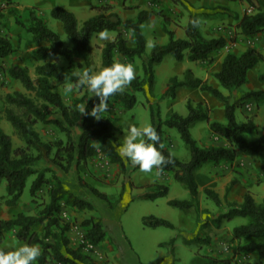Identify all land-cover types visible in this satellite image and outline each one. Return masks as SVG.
<instances>
[{
    "label": "trees",
    "instance_id": "trees-1",
    "mask_svg": "<svg viewBox=\"0 0 264 264\" xmlns=\"http://www.w3.org/2000/svg\"><path fill=\"white\" fill-rule=\"evenodd\" d=\"M245 2L246 10L241 15L233 14V19L236 20V27L243 36L255 38L264 31V0H245ZM7 5H10V0H7ZM224 8L223 10H227ZM93 9L100 13L86 19L80 27L72 12L62 7H53L50 10V17L61 23L63 34L70 41L68 47L60 36L36 15L34 9L28 10L22 20L15 8H9V14L14 16L15 23L29 35V43L35 47L34 60L44 62L34 67L35 82L26 67L11 65L6 70L7 76L17 81L26 93L14 91L5 96L4 118L9 123L14 136L22 142V146L13 147L11 136L0 126V185L5 182L6 204L14 206L20 199L27 180L33 177L30 196L35 197L45 187L48 202L36 216L19 213L14 218L0 220V231H14L19 241L38 245L41 248V255L36 264H91L92 259L82 253L80 248L92 252L106 237L102 222L89 218L81 224L85 234L80 248L70 247L67 237L70 224L61 222L60 202L77 211L91 209L92 204L89 200L67 190L60 177L48 167L40 168L39 163L45 162L66 173L73 164L78 167L96 156H101L109 164L118 165L121 172L125 173L126 170V159L120 156L118 141L114 135L115 121L103 116L102 113L100 119L80 113L81 105L90 111L94 104L99 102L98 97L89 94L86 86H75L76 71L82 66L77 60L84 61L85 70L90 69L92 65L88 49L92 36L102 31L116 32L114 39L106 42L101 49L100 70L115 63V55L126 60L142 58L141 78L131 81L130 90L117 92L108 100V103L122 105L127 110L135 105L136 92L145 91L146 86L147 93L150 94L154 83V66L161 63L165 56L170 55L177 62L186 59L191 62L212 63L211 56L219 53L226 45L223 37H204L199 31V26L192 24V20L198 18L193 14L184 29L185 37L181 39L175 37L174 31L168 28V20L165 19L161 29L167 37V42L164 45L153 44L150 55L146 57L147 40L141 27L149 19L151 12L140 10L134 18L123 19L107 4ZM128 43L132 45L129 46ZM12 50L10 40L0 34V58H5ZM47 59L52 61H45ZM61 61L63 64H60ZM258 63H264V57L254 48L249 47L240 54L228 52L223 56L220 68L213 74V78L224 90L232 93L247 82V72ZM52 81L72 84L78 93L83 90V94L66 105L61 96L53 90ZM258 81L264 83V72L258 76ZM181 88L197 89L209 94L223 104L224 113V122L212 121L209 116L210 110L205 103L188 99L185 103L186 116L171 112L165 119L157 115L155 121L153 110L149 108L150 125L156 128L161 137L160 143L163 147L160 151L166 159L171 160V163L163 166L162 170L155 169L160 174H172L173 180L184 187L189 196L188 199L169 200L167 204L187 211L198 206L196 171L209 162L213 165L233 162L237 152L264 160V134L254 140H248L245 135L256 131L257 128L253 117H246L245 122L239 124L235 120V108L239 106V102L233 100L231 94L224 95L208 82L194 76L189 69L183 72L181 78L172 76L168 79L164 95L173 99L176 91ZM252 96L261 98L264 92H248L244 98ZM54 115L58 117L55 118ZM80 121L81 132L78 139L74 140L71 130ZM199 122H206L211 132L226 144L199 146L190 133V129ZM37 123L55 127L64 135V139L55 142L41 140L34 128ZM164 129H174L178 133L180 141L189 154L188 160H180L165 148ZM95 140L98 141L97 144H94ZM46 173H50V178L46 177ZM84 187L95 197L109 203L108 197L96 188L90 185ZM229 189L230 186L225 193ZM167 191V186L156 185L146 191L142 197L154 200L166 196ZM204 193L215 205H221L216 192L205 189ZM235 216L246 218L247 222L233 227L227 247L230 256L205 255L197 262L189 264H232L234 257H247L252 254L257 256L259 262L264 261V197L260 203H256L251 194L245 192L241 203L227 204V211L216 218L215 222L219 224L221 219H231ZM141 222L145 227L174 228L169 221L154 216H143ZM39 225L42 227L40 233L34 230V227ZM170 242H174V238ZM88 244L93 249L87 248ZM259 262L256 264H261Z\"/></svg>",
    "mask_w": 264,
    "mask_h": 264
},
{
    "label": "rangeland",
    "instance_id": "rangeland-1",
    "mask_svg": "<svg viewBox=\"0 0 264 264\" xmlns=\"http://www.w3.org/2000/svg\"><path fill=\"white\" fill-rule=\"evenodd\" d=\"M15 1L21 9L20 11L17 10V12L20 14L22 20L26 16L29 9L28 7L33 6V8L30 9H34L37 16H42L47 22V26L60 36L66 46H70V41L63 34L61 23L51 18L49 11L53 7H62L76 15L78 12L79 17L82 19L84 16L82 6L75 7V10L72 6V3L75 5L79 0ZM105 1L106 0H91L89 2L96 7L107 4L111 6L113 12L117 4L123 3L125 13L130 14V16H133L135 13V7H133V5H126L127 0H110V3H106ZM146 2L149 4L148 8H150L151 13H153L155 17L152 20H147L145 24L142 25L143 34L145 35L146 33L148 35L145 49L146 57L150 55L154 44L152 31L159 27L161 28L165 19L168 20V28H174L175 31L179 30L178 33L180 35L183 34V27L181 26V23L183 24V18L188 17L190 12L193 11L199 19L215 16L212 18V24L214 25L211 31L222 33L223 37L227 39L228 44H226L219 53L215 54L217 60L213 59L211 69H217L220 60L219 54L222 53L224 55L225 52L232 51L235 40L238 41V37L241 34L240 30L236 27V20L233 19V22L230 24H226L225 21L227 18H233V13L241 15L246 10V5L243 4V0H232L233 10L230 9V7H226L228 11L223 10L224 7L220 5L207 7V9L203 8L204 11H199L201 7H197L196 3L190 2L189 0H146ZM4 3L7 8V13H5V9L2 7ZM9 8H15L14 3L10 2V5H7V0H1L0 11L2 12L0 16L6 17V15H10L13 18V15L8 14ZM88 10H90L89 7ZM94 11L96 14L100 13L97 10ZM229 11L233 13L230 12L229 14ZM218 14H222L223 18ZM3 20L6 21V29L11 35L9 40L13 50L8 56L3 58L4 61H2V65L0 64V126L6 134L11 136L13 147H18L22 146V142L14 136L9 123L4 118V100L6 94H10L14 91L26 92L17 81L11 80L7 76V66L13 65L17 59L24 60L25 64L30 69L29 75L35 82V63H43L44 61L36 62L34 60L35 47L29 43V35L19 25L13 24V26H11V20L9 22L8 19L7 22V17L6 19L3 18ZM81 24L82 22L80 21L78 26L80 27ZM203 28L205 29L206 27ZM105 33H107V39H100L98 34H95L92 36L88 45L89 59L92 61L90 69L93 72L100 70L101 49L106 42L112 41L116 35L114 31H105ZM124 37L128 38L127 35H124ZM161 42L162 44L167 42L166 35L163 34ZM128 45L131 46L132 44L128 43ZM238 46L241 49L244 48L242 40L239 41ZM236 48L238 49V47ZM241 49L236 50V52L239 53ZM262 54L264 55V48L262 49ZM47 60L52 61V59ZM114 60L115 62L131 64L136 71L135 79L141 78L142 58L126 60L119 55H115ZM216 61H218V63L215 66ZM79 62L82 66L77 69L76 73L85 70L84 61L79 60ZM60 64H63V61H61ZM159 64L156 65L157 67H154V70L157 72V77L155 84L153 83L150 94L147 93V88L145 86V91L135 93L136 103L130 110L125 109L122 105L109 103V108L102 113L103 116H108L115 121L116 129H114V135L118 141V148L123 143V136L127 132L129 125L143 126L151 124L149 108L153 110L155 121L157 115H159L161 119H164L170 112L185 116L187 114L185 108L186 97L200 99L201 95L205 96V104L208 107L218 110L212 112V119L210 118V120L220 122L221 114L219 111L223 112V104L216 101L209 94L201 93L199 90L192 93L188 89L182 88L177 90L178 94L173 101L170 97L164 95L165 91L162 92V86L167 83L170 77L180 75V71L183 67H191L195 72V76L201 78L202 76L196 71L194 62L188 60L177 62L172 56L167 55L161 61V64ZM263 71L264 63H258L247 74L249 81L251 79L249 85L244 88L242 87V89L239 88L232 93L224 90L214 80L212 74L209 78L211 81L215 82V86L213 85L215 88L224 95L231 94L233 96L232 99L239 102V106L235 108V120L239 124L244 123L246 117L252 116L254 124L259 128H264V96L261 98L253 96L244 98V95L248 92H264V83L258 81V76ZM51 84L53 90L61 96L62 101L66 105L83 94V90L78 93L75 87H72L70 92L65 91L67 85H69L68 83L52 81ZM125 89L130 90L129 85ZM89 94L92 93L89 92ZM53 117L57 118L58 116L54 115ZM77 126H79L81 132V121ZM34 128L38 132L41 140L45 142H55L56 140L64 139V135L53 126L37 123ZM259 128H256V131L252 133L246 134L245 137L248 140L256 139L262 134V129ZM74 130L75 127L71 130V133L74 140H77L79 135H75ZM164 131L165 134L168 133L167 137H164L166 140L165 145H171V141L173 140L172 137H174L176 143L181 146V149L178 151V158L182 161L188 160L189 154L180 141L178 133L174 129H164ZM190 133L201 147L224 146L226 144L224 142L222 143V141L216 142L214 140L215 135L211 132L206 122L195 124L190 129ZM97 142L98 141L95 140L94 144H97ZM126 162L127 167L132 166L134 169H139L138 166H133L127 159ZM39 167L50 168L56 176L63 180L67 190L89 200L92 204L91 209L77 211L74 208L66 206L63 202H60L61 207L59 215L61 222L70 224V230L67 232L70 247L80 248L82 237L85 234V229L81 225L84 220L89 218L94 220L98 219L104 225L106 237L100 245L95 247L92 252H87L84 248H80L82 253L88 255L90 259H92L91 264H133L131 262L132 259L133 262L138 259L143 264H189L197 262L205 255L229 257L230 252L227 247L231 238L232 229L235 226L245 224L247 219L235 216L231 219H221L219 224H217L215 222L216 218L227 211V204H240L242 195L245 192L251 194L256 203H260L264 197V160L257 156L245 155L241 152H237L233 162H224L218 165H213L209 162L203 165V167H205V173H198L195 176L198 186V206L197 208H191L187 211L169 206L167 201L171 195L159 197L154 200L140 198V196H138V188L135 187L134 183L130 180V175L121 172L118 165L109 164L108 161L101 156H96L78 167L73 164L66 173L45 162L39 163ZM205 174L207 176L213 175L217 177L218 180H216L214 184H209L207 181L208 177ZM46 177L50 178V173H46ZM32 180L33 177L27 180L23 193L14 206L6 204V199L4 197L5 182L3 181L1 183L0 220L14 218L19 213L28 216H36L48 202L47 188L45 187H43L35 197L30 196L29 190ZM85 185H90L99 192L105 194L109 199V203L95 197L89 189L84 187ZM125 185H127L126 188H124ZM229 186V191L225 193ZM154 187H156V185L147 186L145 187V191H143L145 193L150 188ZM215 187H220V190L218 189L221 192L220 206L215 205L204 193L205 189L215 192ZM231 190L233 192V197L229 199ZM128 191H130V195H128ZM143 216H154L167 220L174 228L145 227L141 222ZM34 230L40 233L42 231L41 225L34 227ZM172 238H174V242L171 243L170 240ZM23 244L27 243L16 239L14 231H0V249L7 251L11 250L13 245L19 246ZM258 262L259 260L254 254L247 257L236 256L232 260V264H256ZM259 263L264 264V261Z\"/></svg>",
    "mask_w": 264,
    "mask_h": 264
},
{
    "label": "crops",
    "instance_id": "crops-1",
    "mask_svg": "<svg viewBox=\"0 0 264 264\" xmlns=\"http://www.w3.org/2000/svg\"><path fill=\"white\" fill-rule=\"evenodd\" d=\"M72 1V0H71ZM190 2H194V3H196V6L197 7H201L200 8V10L199 11H204V9L203 8H206L207 9V7H214V6H217V5H220V6H222V7H230V9H232L233 10V2H232V0H189ZM0 2H1V0H0ZM10 2H13L14 3V5H15V9L16 10H21L20 9V7H19V5H18V3L15 1V0H10ZM106 3H110V0H106L105 1ZM138 3V4H137ZM28 4V3H27ZM243 4L244 5H246V2H245V0H243ZM126 5H129V6H131V5H133V7H135V13H134V15L133 16H130V14H128V13H125L124 11V6H123V3H120V4H117V6L114 8V12H116L121 18H123V19H125V18H134L135 17V15L140 11V10H146V11H148V12H151V10H150V8H148V6H149V4H147V2H146V0H127V2H126ZM35 6H37V5H35ZM72 6H73V8H74V10H75V7H77V6H82V8H83V14H84V16H83V18L81 19V17H79V13L77 12V15L75 14V17H76V19H77V24H80V21L81 22H84L86 19H88V18H90V17H92V16H94V15H96V13H95V11H94V7H96V6H93V5H91V2H89V1H86V0H79V2H77V4H73L72 3ZM2 7L5 9L4 11H5V13H7V8H6V6H5V3L4 4H2ZM88 7L90 8V10H88ZM138 7V8H137ZM29 9L30 8H33V6H31V7H28ZM35 8H37V7H35ZM246 8H247V5H246ZM28 9V10H29ZM227 9V8H226ZM1 10H3V9H1ZM225 11H228V10H225ZM2 11H0V13H1ZM50 12V11H49ZM229 12H231V11H229ZM231 13H233V12H231ZM8 14H9V11H8ZM27 14V13H26ZM194 13H193V11L192 12H190V14L188 15V17H184L183 18V24L181 23V26L183 27V34H180L179 35V33H178V31H175V29L174 28H171V30H173L174 31V33H175V37L176 38H184L185 37V34H184V29H185V27H186V25H187V23H188V20H189V17L191 16V15H193ZM230 14V13H229ZM234 14V13H233ZM6 15V14H5ZM20 15V14H19ZM217 15V14H216ZM218 15H221L222 16V18H223V15L222 14H218ZM6 17H7V22H8V19H9V22H10V20H11V26H13V24H16L15 23V18L13 17H11L10 15H6ZM6 17H2V16H0V34L2 35V36H4V37H6V38H10L11 37V35L9 34V32H8V30L6 29V21H4L3 20V18H5L6 19ZM42 19H43V17L42 16H40ZM213 17H215V16H212V17H207L206 19H200V25H199V31H200V33L204 36V37H207V38H217V37H219V36H221V37H223V34L222 33H217L216 31H211V29H212V27H213V25L214 24H212L213 23V21H212V18ZM155 17H154V15H153V13H151L150 14V17H149V19L148 20H152V19H154ZM222 18H220V19H222ZM81 19V20H80ZM232 19V20H231ZM227 18V20L225 21V23L226 24H230V23H232L233 22V18ZM44 20V19H43ZM45 21V20H44ZM46 22V21H45ZM218 23V22H217ZM46 24H47V22H46ZM143 24H145V23H143ZM8 25V24H7ZM203 27H206L205 29L203 28ZM221 27V26H220ZM23 29V28H22ZM24 30V29H23ZM141 30H142V27H141ZM142 33H143V31H142ZM163 31H162V29L159 27V28H157V29H155V30H153L152 31V39H153V42H154V44H157V45H164V44H162V42H161V38H163ZM144 35V34H143ZM165 35V34H164ZM145 38H146V40H147V37H148V35L145 33ZM224 38V37H223ZM225 40H226V44H228V42H227V39L226 38H224ZM240 40H242V43H243V45H244V48L243 49H241L239 46H238V43H239V41ZM241 43V42H240ZM166 44V43H165ZM252 44V45H251ZM12 45V44H11ZM236 47H238V49H241V50H239V53H237L236 52V50H238ZM254 48V49H256L257 51H259L260 53H261V55L264 57V55L262 54V49L264 48V32L263 33H260L258 36H256L255 38H249V37H246V36H243V35H241L240 34V36L238 37V41H236L235 40V43H234V47L232 48V51H230V52H232V53H235V54H240V53H242L245 49H247V48ZM228 51V50H227ZM229 52V51H228ZM228 52H225V54L226 53H228ZM185 54H186V52H185ZM224 54V55H225ZM222 53L221 54H219V64H218V67H217V69H211V66H212V63H208V62H206V61H194V63H195V68H196V71H197V73L198 74H200L202 77L200 78V79H202L203 81H206V82H208L210 85H214L215 86V82L214 81H211V79H209L210 78V76H211V74L213 75L215 72H217L218 70H219V68H220V64H221V61H222V58H223V56H224ZM211 58L212 59H216L217 60V56L215 55V54H213L212 56H211ZM186 60V59H185ZM2 61H4L3 60V58L1 59L0 58V64L2 65ZM48 61V60H47ZM77 62H79V60H77ZM183 62V61H182ZM217 63H218V61H216V63H215V66L217 65ZM39 64V63H38ZM161 64V63H160ZM159 64V65H160ZM13 65H18V66H21V67H26L27 69H28V72L30 73V69H29V67L25 64V62H24V60H16V62H14L13 63ZM37 65V63H35V66ZM34 66V67H35ZM156 66V65H155ZM154 66V67H155ZM10 67V66H9ZM157 67V66H156ZM7 68H8V66H7ZM187 69H189V70H191L192 71V73L194 74V76H195V72H194V70L193 69H191V67H183L182 69H181V71H180V75H178L177 77H179V78H181L182 77V75H183V72L185 71V70H187ZM250 71V70H249ZM248 71V72H249ZM248 72H247V74H248ZM264 72V71H263ZM263 72H261V73H263ZM156 77H157V72L154 70V84H155V81H156ZM199 78V77H198ZM215 80V79H214ZM216 81V80H215ZM250 81H251V79H250ZM249 79L247 78V82L245 83V84H243L240 88L242 89V87L244 88V87H246L247 85H249ZM217 82V81H216ZM213 86V87H214ZM163 88H162V92H164L166 89H167V83L166 84H164V86H162ZM182 89V88H181ZM185 89V88H184ZM179 90V89H178ZM189 91H191L192 93H195L196 91H197V89H188ZM201 92V91H200ZM201 93H204V92H201ZM177 94H178V91H176V93H175V97L172 99L173 101L175 100V98H176V96H177ZM187 99L185 100V103H186V101L188 100V99H192L193 101H196V102H203V103H206V99H205V96H203V95H201L200 96V99H193V98H191V97H186ZM220 103V102H219ZM250 105H251V102H250ZM208 107V106H207ZM209 108V110H210V114H209V116H210V118L212 119V112L214 111V110H216V111H218L217 109H213V108H211V107H208ZM220 112V122H224V113L222 112V111H219ZM171 113V112H170ZM170 113H169V115H170ZM169 115H167V117L169 116ZM181 115V114H180ZM187 115V114H186ZM185 115V116H186ZM181 116H183V115H181ZM166 118V117H165ZM164 118V119H165ZM77 126V125H76ZM75 126V135H79L80 134V129H79V126H77L76 127ZM257 128H259L258 126H257ZM259 129H262V131H261V133L262 134H264V128H259ZM167 135H168V133L167 134H165V137H167ZM172 141H171V145H169V144H166L165 145V148L167 149V150H169L174 156H176V157H178V155H179V153H178V151L181 149V146L179 145V144H177L176 143V140L174 139V137H172ZM165 143H166V141H165ZM167 145H169V146H167ZM205 171V167H201V168H199L197 171H196V173H195V176L198 174V173H205L204 172ZM125 174H129L130 175V180L134 183V185H135V187H137L138 189H137V191L139 192L138 193V196H140V198H142V199H144L143 197H142V195L144 194V191H145V187H147V186H153V185H165V186H167V188H168V191H167V195L168 196H170V198L168 199V201L169 200H172V199H188L189 198V196H188V192L184 189V187H182L179 183L177 184V182H175L174 180H173V177H172V174H170V173H162V174H160V173H158L157 171H156V169H155V167L152 169V171H150V172H141V171H139V169H134L132 166L130 167H127L126 166V170H125ZM207 174V173H206ZM205 174V175H206ZM132 176V177H131ZM207 176V175H206ZM208 177V179H207V181L209 182V184H214V183H216V180H218V178L217 177H214L213 175H209V176H207ZM157 183V184H156ZM127 187V185H125L124 186V188H126ZM172 188V189H171ZM173 189H174V191H173ZM220 190V187H215V192L218 194V196H219V198L221 197V192L219 191ZM233 189V188H232ZM144 190V191H143ZM171 190V191H170ZM128 193V195H130V191H128L127 192ZM243 196V195H242ZM232 197H233V192H232V190H231V193L229 194V199H232ZM132 257H133V255H132ZM131 262L133 263V264H143V263H141L138 259H136L134 262H133V259L131 260Z\"/></svg>",
    "mask_w": 264,
    "mask_h": 264
},
{
    "label": "clouds",
    "instance_id": "clouds-1",
    "mask_svg": "<svg viewBox=\"0 0 264 264\" xmlns=\"http://www.w3.org/2000/svg\"><path fill=\"white\" fill-rule=\"evenodd\" d=\"M200 19H193V26L200 25ZM100 39H107V33L100 32ZM76 87L86 86L93 96L98 97L91 110L84 105L80 106V113L90 115L95 119L102 117L101 113L109 108V97L117 92H123L136 77V71L131 64L115 62L108 67L93 72L91 69L76 74ZM73 85H67L65 91L70 92ZM92 96V97H93ZM161 137L152 125H129L123 136V143L118 152L122 158H126L133 166H138L141 172H150L155 167L162 170L163 166L171 163L166 159L160 149ZM41 255V248L37 245H13L11 250L0 249V264H36Z\"/></svg>",
    "mask_w": 264,
    "mask_h": 264
},
{
    "label": "built area",
    "instance_id": "built-area-1",
    "mask_svg": "<svg viewBox=\"0 0 264 264\" xmlns=\"http://www.w3.org/2000/svg\"><path fill=\"white\" fill-rule=\"evenodd\" d=\"M247 11H249V9H248ZM214 140H215L216 142L221 141L217 136L214 137ZM99 157H100V156H99ZM87 248L91 249L92 246L88 244V245H87ZM92 249H93V248H92Z\"/></svg>",
    "mask_w": 264,
    "mask_h": 264
}]
</instances>
